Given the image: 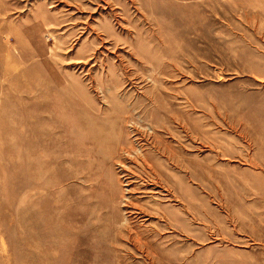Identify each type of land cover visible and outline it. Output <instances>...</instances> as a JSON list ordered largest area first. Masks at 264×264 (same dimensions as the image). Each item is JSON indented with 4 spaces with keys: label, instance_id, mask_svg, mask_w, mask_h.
Returning a JSON list of instances; mask_svg holds the SVG:
<instances>
[{
    "label": "rangeland",
    "instance_id": "374dc122",
    "mask_svg": "<svg viewBox=\"0 0 264 264\" xmlns=\"http://www.w3.org/2000/svg\"><path fill=\"white\" fill-rule=\"evenodd\" d=\"M0 264H264V0H0Z\"/></svg>",
    "mask_w": 264,
    "mask_h": 264
},
{
    "label": "bare ground",
    "instance_id": "6f19581e",
    "mask_svg": "<svg viewBox=\"0 0 264 264\" xmlns=\"http://www.w3.org/2000/svg\"><path fill=\"white\" fill-rule=\"evenodd\" d=\"M92 137H93V134L91 135ZM96 138H97V135L96 134H94V138H92L93 139V142H99L98 140H96ZM100 138V137H99ZM171 155H173L172 153H171ZM174 156V155H173ZM175 158V157H174ZM176 159V161H180L178 158H175ZM155 172V171H154ZM157 174V173H156ZM157 176V175H156ZM126 185V184H125ZM125 189V188H124ZM177 200V199H176ZM143 209V208H142ZM142 211V210H141ZM142 213V212H141ZM150 213V212H149ZM154 216H156V215H154ZM154 216H152L153 218H154ZM161 220V219H160Z\"/></svg>",
    "mask_w": 264,
    "mask_h": 264
}]
</instances>
